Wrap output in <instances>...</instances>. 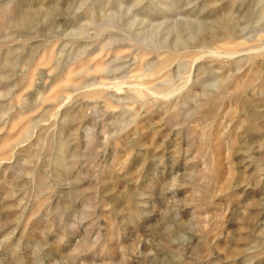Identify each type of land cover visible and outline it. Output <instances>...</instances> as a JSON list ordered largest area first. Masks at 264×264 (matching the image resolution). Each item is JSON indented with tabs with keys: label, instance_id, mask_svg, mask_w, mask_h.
<instances>
[{
	"label": "rangeland",
	"instance_id": "rangeland-1",
	"mask_svg": "<svg viewBox=\"0 0 264 264\" xmlns=\"http://www.w3.org/2000/svg\"><path fill=\"white\" fill-rule=\"evenodd\" d=\"M0 264H264V0H0Z\"/></svg>",
	"mask_w": 264,
	"mask_h": 264
},
{
	"label": "bare ground",
	"instance_id": "bare-ground-1",
	"mask_svg": "<svg viewBox=\"0 0 264 264\" xmlns=\"http://www.w3.org/2000/svg\"><path fill=\"white\" fill-rule=\"evenodd\" d=\"M29 17V16H28ZM30 18V17H29ZM26 19H27V17H26ZM32 21V20H31ZM27 22L26 21H23V23H22V25H24V24H26ZM29 23V22H28ZM30 24V23H29ZM169 92H171V91H169ZM169 92H167V94L169 93ZM172 94V93H171Z\"/></svg>",
	"mask_w": 264,
	"mask_h": 264
}]
</instances>
